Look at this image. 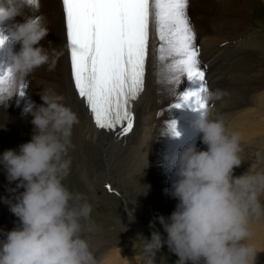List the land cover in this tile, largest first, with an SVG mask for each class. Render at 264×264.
<instances>
[{
	"label": "clouds",
	"instance_id": "clouds-1",
	"mask_svg": "<svg viewBox=\"0 0 264 264\" xmlns=\"http://www.w3.org/2000/svg\"><path fill=\"white\" fill-rule=\"evenodd\" d=\"M18 11V0H0V24ZM48 34L39 19H28L10 31L21 44L5 69L13 85L44 65L54 70L61 53L40 43ZM3 37L4 44L8 36ZM208 95L218 99L223 93ZM41 99V105L26 109L34 126L31 139L18 151L0 154L8 181H18L23 188L15 202L5 201L18 223L0 239V264H99L82 236V221L90 217L92 207L74 203L80 197L63 183L71 166L66 157L78 117L59 95L44 92ZM194 124L206 148L193 143L175 154L176 178L165 191L178 203L170 216L157 217L166 236L152 231L150 239L144 238V264H154L156 252L165 245L177 256V264H256L258 250L247 241L252 236L251 219L264 215L260 202L264 171L234 175L242 163L240 134L229 132L208 111L200 112Z\"/></svg>",
	"mask_w": 264,
	"mask_h": 264
},
{
	"label": "rangeland",
	"instance_id": "rangeland-1",
	"mask_svg": "<svg viewBox=\"0 0 264 264\" xmlns=\"http://www.w3.org/2000/svg\"><path fill=\"white\" fill-rule=\"evenodd\" d=\"M223 1L189 0L188 15L190 22H193V26L197 31L196 45L200 46V53L204 58L201 62L205 65L207 63L208 66L209 63L212 65L210 71L207 70V65L205 69L200 65L205 72L207 88L209 90L214 88L216 91L220 90L223 93L220 98H216L214 104L215 106L218 104V106L211 113V117L222 120L229 132H238L241 138L240 145L249 147L248 153H245L248 156L251 154L249 160L245 161L244 151L240 152L242 163L234 169V175L238 176L243 173L264 171V140L260 145L256 143L255 146L253 145L254 147H251L255 141L253 139L255 136L249 137L251 136L249 134H264L261 130L254 128L259 125L264 126V52L263 49L262 51L260 49V46L263 47L264 43V2L262 0H245L246 2L243 3L244 0H233L234 8L243 6L241 9H236V18L233 15L228 16L232 11H228L229 7L221 5ZM217 8L220 11L222 10V13ZM193 9L195 12L198 11V14L201 13L198 15L199 18L195 19ZM218 14H221V17ZM226 17L228 20L235 22L233 24L229 22V28L224 33H219L220 21H224ZM231 40H236V45L239 44L237 42H242L241 47L237 49L238 55L241 57H245L251 51H254L249 56L250 66L247 67L246 78L237 74L233 63H227L221 71H217L218 65L215 67V63L211 60L213 57L221 60L225 56L223 49L226 50L221 45L226 41L229 43ZM251 42L253 45H250ZM233 44L231 43V45ZM207 47L215 48V50L220 49L221 52L218 51L212 56H205L203 50ZM229 49L227 48V51ZM170 61L171 58H169ZM159 62L161 63L160 60ZM180 82V92L187 87L198 86L188 82L186 77L182 78ZM183 108L186 118L185 124L177 122L179 118L176 115L178 113L176 110L174 111L176 114L171 117L172 120L176 118L174 121L179 125H184L183 134L186 135L188 140L193 134L201 133L194 124L197 111L188 105L183 106ZM199 114L198 111L197 119ZM257 118H261L262 121L257 123ZM80 156L81 158L76 160L72 149L69 148L66 158L71 160V166L63 183L70 192L80 197V200L74 201V203L87 202L92 207L90 217L82 221L83 238L88 241L90 249L99 264H102L107 253L112 250L115 253H117L116 250L122 252L124 264H135L129 259L134 255L143 256L144 237L140 233L141 228L147 239H150L152 231H159L166 236L157 217L170 216L178 203L177 199L171 197L165 191V189L171 187L172 180L176 178L172 164L175 154L172 155L170 152L168 166L164 167L162 165V172L158 169L144 171L143 168L139 169L138 166L136 168L133 166L129 168L124 165L118 166L117 159H113L109 167L112 170V183H114L116 189L120 190L123 197H119L114 190L108 191L106 189L107 181L102 180L104 169L102 163L95 161L93 164H86L85 156ZM103 165L106 166L104 163ZM91 167L92 170L90 171L88 168ZM152 173L158 175L156 176L157 179L150 180ZM104 183V186L101 185ZM260 202L264 205V195H261ZM128 211L136 216L138 215L137 220L140 222V226L134 218L131 219V216L127 214ZM152 221H155L154 228L150 227ZM250 230L252 236L247 242H251L254 247L261 245L257 247L256 264H264V215L251 219ZM260 249L263 251H259ZM155 257L158 264H177V256L168 249L167 245L156 252ZM141 264H144V262Z\"/></svg>",
	"mask_w": 264,
	"mask_h": 264
},
{
	"label": "bare ground",
	"instance_id": "bare-ground-1",
	"mask_svg": "<svg viewBox=\"0 0 264 264\" xmlns=\"http://www.w3.org/2000/svg\"><path fill=\"white\" fill-rule=\"evenodd\" d=\"M204 1L207 2V0ZM262 1L264 2V0ZM245 2L246 1L244 0L243 3ZM18 4V14H16L14 18L7 20L5 23L0 24V31L8 36V39L3 46H0V67H3L4 69L9 67L12 64V56L18 53L21 47L20 43L11 38L9 35L10 31L15 25L24 23L28 19H36L37 17H39L41 24L49 30L47 37L40 43L46 47V50L51 51L52 48H55L61 54L56 61L54 70L49 71L47 65L34 69L26 77L18 79L15 82L12 88L11 97H8L7 94H5L4 100L0 101V154L7 149H15L18 151L19 145L28 142L31 139L34 126L31 123V112L26 111V109H28L30 105L32 107L41 105L43 103L41 93L44 92H47L49 95L55 94L61 96V103L70 107L78 117V122L73 126L71 136L70 149H72L74 153V158L78 160L81 158L80 155H82L85 156L86 164H93L95 161L102 163V167L104 168L102 180H106L108 186L111 187V190L116 191L119 197L123 196L120 190L114 187V183H112L113 176L111 175L112 170L109 169L113 159H117L118 166L124 165L127 168L131 166L136 168L138 166L139 169L143 168L144 171L147 169L153 171L158 169L162 172L163 169L161 166H168L170 152L174 155L190 143L196 144L201 150L206 148L201 142L202 134H193V136L187 140L186 135L183 134L184 125H179L177 123L181 122L185 124L186 120L183 107L177 109L171 107L177 101L178 94L181 91V82L178 84L170 83L167 79L168 74L163 70L164 64L170 63L169 59L160 63L158 59L159 53L156 52L155 55H153L151 49H159L160 47L158 37H153L150 40V54L147 60L144 90L139 95L138 99L133 102V129L125 136H118L115 132H109L95 127L91 119V113L87 110L83 98L78 97L73 87L70 76L61 1L39 0V7L26 4L24 0H18ZM221 5L224 7L227 6V8L229 7L230 9H228V11H232L228 16L233 15L236 16V18V9L243 8V6L234 8L233 0H224L223 3L221 2ZM200 14H198V11L195 12L194 10L195 19L199 18L198 15ZM218 16L221 17V14H218ZM229 22L233 24L235 21H230L227 17L224 21H220L221 27L219 28V33H224L225 30L229 28ZM194 31L196 35L197 31L195 28ZM49 41H51V43H49ZM237 43L239 44L236 45V42H234L233 45L228 46V48H230L229 51L223 49L225 56L221 60H218L216 57H213L211 60L215 63V67L218 65L217 71H221L227 63H233L237 74L246 78L248 73L247 67L250 66L249 56L252 55L254 51H251L245 57H241L238 55L237 49L241 47L242 42ZM250 45H253L252 42ZM260 49L261 51L263 49L264 52V43L263 47L262 45L260 46ZM218 51H220V49L215 50V48L211 49L207 47L203 50V55L212 56ZM198 58L200 61H203L204 59L201 54ZM206 65L208 67L207 70L210 71L212 65L210 63L209 66L207 63ZM206 65L204 64V67ZM237 65L243 67L240 68ZM21 84L25 85L23 96L18 93ZM215 91L216 89L214 88H210L209 90V92ZM208 94L209 93L207 92L205 95L207 104L209 101L213 103L211 107H207L208 110L206 111L211 114L218 104L215 106L214 103L216 98H209ZM175 110L178 112L177 114L174 112ZM175 114L179 118L176 122V131L179 132L178 136L173 135L168 130V122L173 121L171 116H174ZM196 114L194 120L198 117V111ZM174 120H176V118H174ZM261 121V118H257V123H260ZM254 128L264 132L263 125ZM249 135H251L249 136L250 138L255 136V138H253L255 141L252 143L251 147H254L256 143L260 145L264 140V134ZM247 150H249V147L241 145V152L244 151L243 154H247ZM250 155L251 154H249V156ZM249 156L246 155L245 161H247V159L249 160ZM103 163L106 166H104ZM88 169L91 171L92 167ZM156 176L158 175L152 173L150 180L157 179ZM17 185L18 181H8L6 170L3 165H0V239H3L4 234L16 227L18 223V218L10 211L9 205V203L15 202V197L23 191V188L18 187ZM101 185L104 186L105 183ZM5 201H9V203H6ZM127 214L134 216L136 219L138 217V215L136 216L129 211ZM247 243L252 245L251 242ZM260 246L261 245H258L255 248L257 249V247ZM263 250L260 249L259 251ZM116 251L117 253L113 250L109 251L102 261V264H124L122 252L118 250ZM154 258L155 264H158L156 257ZM129 260L133 261L135 264H141L144 262L143 256L137 255L132 256Z\"/></svg>",
	"mask_w": 264,
	"mask_h": 264
},
{
	"label": "snow or ice",
	"instance_id": "snow-or-ice-1",
	"mask_svg": "<svg viewBox=\"0 0 264 264\" xmlns=\"http://www.w3.org/2000/svg\"><path fill=\"white\" fill-rule=\"evenodd\" d=\"M24 2L39 7V0ZM62 5L75 89L98 129L118 136L133 129L132 104L144 90L153 37L161 42L159 49H151L153 55L158 52L161 62L171 58L163 66L168 81L178 84L186 77L198 85L180 92L171 107L207 110L204 94L209 90L188 15L189 0H62ZM3 39L0 31V46ZM13 86L0 67V100ZM24 88L21 84L19 95ZM168 130L179 135L174 120Z\"/></svg>",
	"mask_w": 264,
	"mask_h": 264
},
{
	"label": "water",
	"instance_id": "water-1",
	"mask_svg": "<svg viewBox=\"0 0 264 264\" xmlns=\"http://www.w3.org/2000/svg\"><path fill=\"white\" fill-rule=\"evenodd\" d=\"M119 129H117V132H118ZM154 262H155V258H154Z\"/></svg>",
	"mask_w": 264,
	"mask_h": 264
}]
</instances>
